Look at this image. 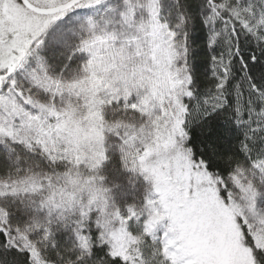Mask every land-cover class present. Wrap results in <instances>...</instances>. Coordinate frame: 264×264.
I'll list each match as a JSON object with an SVG mask.
<instances>
[{"label":"snow or ice","instance_id":"snow-or-ice-1","mask_svg":"<svg viewBox=\"0 0 264 264\" xmlns=\"http://www.w3.org/2000/svg\"><path fill=\"white\" fill-rule=\"evenodd\" d=\"M0 264H264V0H0Z\"/></svg>","mask_w":264,"mask_h":264}]
</instances>
